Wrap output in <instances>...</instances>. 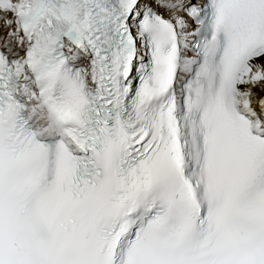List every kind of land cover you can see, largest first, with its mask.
<instances>
[{
    "label": "snow or ice",
    "instance_id": "obj_1",
    "mask_svg": "<svg viewBox=\"0 0 264 264\" xmlns=\"http://www.w3.org/2000/svg\"><path fill=\"white\" fill-rule=\"evenodd\" d=\"M0 264H264V0H0Z\"/></svg>",
    "mask_w": 264,
    "mask_h": 264
}]
</instances>
